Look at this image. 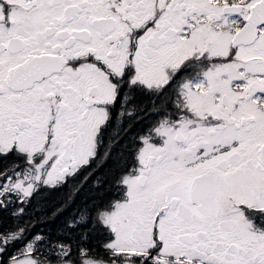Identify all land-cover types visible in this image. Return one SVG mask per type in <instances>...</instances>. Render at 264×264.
Segmentation results:
<instances>
[{
    "label": "snow or ice",
    "instance_id": "6c2138e0",
    "mask_svg": "<svg viewBox=\"0 0 264 264\" xmlns=\"http://www.w3.org/2000/svg\"><path fill=\"white\" fill-rule=\"evenodd\" d=\"M0 264H264V0H0Z\"/></svg>",
    "mask_w": 264,
    "mask_h": 264
}]
</instances>
